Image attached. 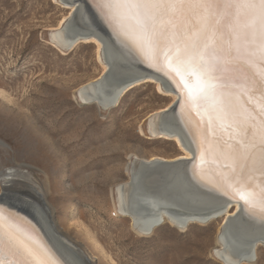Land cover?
<instances>
[{"label": "rangeland", "instance_id": "1", "mask_svg": "<svg viewBox=\"0 0 264 264\" xmlns=\"http://www.w3.org/2000/svg\"><path fill=\"white\" fill-rule=\"evenodd\" d=\"M70 19V9L55 0H0V171L18 172L0 208L41 231L45 202L33 199L35 180L59 229L95 256L94 264H223L216 255L223 216L186 229L165 222L141 235L116 211L108 173L125 178L130 155L183 153L149 130L153 114L173 98L142 81L110 109L78 100L77 88L103 66L96 44L65 48L55 37ZM259 250L254 264H264V246Z\"/></svg>", "mask_w": 264, "mask_h": 264}, {"label": "bare ground", "instance_id": "2", "mask_svg": "<svg viewBox=\"0 0 264 264\" xmlns=\"http://www.w3.org/2000/svg\"><path fill=\"white\" fill-rule=\"evenodd\" d=\"M55 1L68 7L71 16L62 30L57 35L55 33V37L65 48H73L80 42L96 44L98 61L103 66L100 76L77 88L78 100L94 104L98 109H110L118 104L131 86L142 81L155 83L161 94L173 98L171 104L153 114L155 117L149 121V130L153 138L174 140L183 153L173 158L130 155L124 166L125 178L117 179V175L108 173L113 183L111 189L116 211L130 218L132 227L141 235L152 234L165 222L186 229L191 223H202L206 218L211 220L223 216L216 238L219 243L216 255L223 264L257 262L259 249L264 246V228L241 212L242 202L234 201L215 190V184L220 182V173L224 169L220 166L222 161H213L218 160L225 141L232 143L229 136L235 133L221 129L215 122L209 124V117L213 115L211 109L195 102L189 104L187 99L181 104L183 92L178 88V77L167 69L157 71L150 67L136 51L132 39L119 28L116 21L101 15L93 0ZM105 38L111 55L110 62L104 57ZM261 70L260 65L248 69L257 76ZM108 71L111 73L105 79ZM258 95L253 96L251 103L258 102ZM201 143L205 149L202 161L197 158V147ZM194 170L198 175L194 174ZM17 174L13 168L0 171V179H4L0 199L7 191L15 189ZM32 182L36 192L31 197L37 201L44 199L45 202L41 209L44 228L40 231L28 219H18L13 214L14 221L3 210L6 241L3 258L6 264L28 259L21 255L22 246L48 253L56 264H75L55 239L75 255L77 263L94 264L95 256L59 229L47 202L46 191L35 180ZM9 233L14 238L11 242Z\"/></svg>", "mask_w": 264, "mask_h": 264}, {"label": "snow or ice", "instance_id": "3", "mask_svg": "<svg viewBox=\"0 0 264 264\" xmlns=\"http://www.w3.org/2000/svg\"><path fill=\"white\" fill-rule=\"evenodd\" d=\"M93 2L150 67L178 77L181 104L187 99L211 109L208 123L235 133L213 161H222L224 169L215 190L242 202L241 212L264 228V0ZM256 65L262 67L259 76L248 71ZM257 93L258 102L251 103ZM204 150L198 145L201 161ZM2 213L0 208V264H6ZM21 255L28 259L15 264H56L27 246Z\"/></svg>", "mask_w": 264, "mask_h": 264}, {"label": "water", "instance_id": "4", "mask_svg": "<svg viewBox=\"0 0 264 264\" xmlns=\"http://www.w3.org/2000/svg\"><path fill=\"white\" fill-rule=\"evenodd\" d=\"M104 41H105V43H106V45H105V52H104V57H105V59L106 60H108L109 62H110V60H111V55H110V53H109V51H108V47H107V40H106V38L104 39ZM110 71H108L106 74H105V76H104V78L105 79H108V77H109V75H110ZM218 217H220V216H218ZM216 219V218H215ZM211 220H213V219H211ZM210 220V218H206V219H204V222H202V223H207V222H209V221H211Z\"/></svg>", "mask_w": 264, "mask_h": 264}]
</instances>
